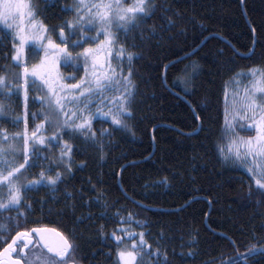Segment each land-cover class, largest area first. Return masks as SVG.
I'll return each mask as SVG.
<instances>
[{
  "label": "trees",
  "instance_id": "1",
  "mask_svg": "<svg viewBox=\"0 0 264 264\" xmlns=\"http://www.w3.org/2000/svg\"><path fill=\"white\" fill-rule=\"evenodd\" d=\"M26 3L34 5L35 22L47 26L46 35L57 44L62 43L60 28L64 27L66 36L69 32L65 21L76 22L78 18L75 0ZM145 3L149 15L136 26L126 32L117 30L115 24L110 29L117 37L111 52L119 56L120 47L125 49L123 59L109 55L114 68L119 64L128 75L127 53L139 56L131 61L135 85L128 108L131 115L120 117L126 126L114 125L112 116L103 113L117 106L105 103L97 112L98 94L97 102L85 113L92 116L94 140H86L79 133L70 135L66 128L61 131V140L74 148L70 175L58 160L61 145L47 142L55 128L43 115L32 118L43 108L39 98L46 95V88L34 86L27 98L23 79L14 95L6 96L7 88L0 89V147L18 150L6 157L13 167L25 164V120L29 136L42 122L45 129L39 135L46 142L37 147L40 156L47 158L34 167L25 165L17 183L40 179L42 169L50 168L45 176L62 174L54 189L46 182L27 191L21 189L20 206L0 210V237H6V242H0V250L15 232L49 225L77 245L72 254L76 264H120L118 248L132 250L133 239L118 245L112 234L123 237L119 229L127 228L137 234V242L138 234L145 233V248L151 252L143 255V264H226L230 260L235 264H264V190L255 183L260 177L247 171L254 166L251 156L246 165L225 159L234 142L228 127L236 113L237 97L252 87L254 78L249 69L264 71V0ZM86 13L84 9L79 15L86 17ZM17 25L23 27L19 20L9 19L6 24L0 18V75H11L5 66L13 65ZM100 27L81 22L77 31L98 39L72 47L71 41L79 39L72 35L64 42L65 47L77 53L95 47L105 39L98 31ZM25 34L32 35L33 30ZM43 56L39 42L25 45L27 66L40 63ZM59 69L64 83H75L85 76L83 57L73 64L64 62ZM21 70L13 67L15 72ZM119 73L117 68L118 79ZM255 78L260 79L259 73ZM11 83L15 88L17 82ZM41 83L37 78V84ZM109 89L103 97L110 99L123 92L122 85H110ZM259 112L255 109L248 115L257 119ZM102 130L105 135H101ZM17 133L20 138L11 139ZM235 133L245 139L255 137L252 130L236 129ZM255 166H259L257 161ZM0 169L5 175L9 170L3 165ZM6 201L5 185L0 188V202ZM122 218L125 223H121Z\"/></svg>",
  "mask_w": 264,
  "mask_h": 264
},
{
  "label": "snow or ice",
  "instance_id": "2",
  "mask_svg": "<svg viewBox=\"0 0 264 264\" xmlns=\"http://www.w3.org/2000/svg\"><path fill=\"white\" fill-rule=\"evenodd\" d=\"M34 5L27 4L24 0H0V18H3L7 24L9 19H16L20 17L21 21L25 16L29 21L35 20V11L32 9ZM27 9V11H25ZM87 9L86 17L79 15L80 12ZM92 9H95L93 12ZM69 11L72 8H68ZM75 10L78 14L76 22L65 21V25L68 27L69 32L67 36L64 32V27L60 28L59 38L62 43L57 44L48 35H46L48 29L42 22H36L33 26V34L26 35L27 27L17 25L18 31L13 35V52H12V66H5L10 76L0 75V89L7 88V91L3 94L11 96L19 92L23 79V87L25 91V97L27 98L28 91L34 86L43 90L46 88V95L39 98V102L43 108L40 113H33V120L37 115H43L48 125L55 128V132L52 136L47 138L49 144L55 143L61 145V153L58 158L59 163L65 166L66 171L70 175V162L72 159V152L74 151L73 145L68 144L66 141L61 140V131L68 129L70 135L72 133L83 134L84 138L93 139L95 133L91 132L92 116L91 114L85 115L89 112L92 103L97 102L99 94V104L97 112L100 111V105L105 103L115 104V109H110L108 113H103L104 116H112V123L114 125L126 126L120 117L124 115H131L128 111L129 106L135 95V85L132 81V66L131 61L134 58H139L138 54L128 52L127 60L129 61L128 75L123 74V68L121 65H116L114 68L109 62L106 55L107 52L114 59H123V53L125 49L120 47V55L111 52V46L117 43V37L110 31V28L115 24L117 30L123 29L125 32L128 28L136 26L141 20L149 15L150 8L145 3V0H139L136 5L123 8L119 0H116L115 8L112 3H104L103 0L99 3L91 5V7L84 3V0H75ZM123 13V14H121ZM89 25L99 24L100 35L105 39L100 40L99 44L95 47L83 48L81 53H77L75 56L68 51V48L62 46L64 42L70 39L72 35H78V40H72L71 46L77 47L84 40L95 41L98 37L85 36L82 31H77L80 28L81 22H85ZM8 30H11L12 25H7ZM18 40V43L15 41ZM47 40L45 44L44 41ZM39 42V47L43 49L44 56L39 64H33L31 67L27 66L24 57L25 45L30 42ZM107 46V47H106ZM83 57L85 76L76 80L75 83H64L56 73V64L59 59H63L66 63L71 61H79ZM91 59L92 71L89 73L88 61ZM13 67L21 68V72L13 71ZM117 68L120 69L119 79L117 78ZM195 69V66H194ZM249 72L253 76V83L251 88L245 90L243 97H237L241 103V111H247L248 109H260L258 114L259 118L254 124L256 136L255 138H248L247 140L239 139L234 141L229 146L228 154L225 159H232L233 162H239L241 165L249 163V157H253V167L248 168L249 173L258 175L260 179H256L255 183L258 189L264 190V163L259 166H255V159L259 158L264 160V106L257 104L255 101V93L259 92L261 96H264V71L259 68L250 69ZM259 73L260 79L256 80L255 77ZM91 77V78H89ZM37 78L42 82L37 84ZM64 79L75 80V77H65ZM12 81H16V86L13 88ZM110 85H122L123 92L118 97L106 98L103 97V92L110 90ZM115 90H119L116 88ZM252 93V95H249ZM2 107V106H0ZM113 112L115 114L113 115ZM55 117V118H53ZM16 123H19L17 118ZM43 122L35 126L31 136L27 133V121L25 120V131L23 133V158L25 164L19 166H12V161L7 159L8 154H15L18 150L9 147L5 149L0 147V165H3L7 170V174H4V170L0 169V188L7 187V201L0 202V210L19 207L23 201L21 189L24 191L35 188L43 182H46L49 186L55 188L58 181L62 179V174L57 172L53 176H45V171L49 169H42L39 173L40 179L29 181L26 183H17L22 170H26L25 165L28 167L37 166L36 162L40 159H46L47 157H41L37 145L45 144V137L39 135L41 131H44ZM91 133V135H89ZM105 131H101V135H105ZM2 135V134H0ZM21 134L17 133L11 139H19ZM31 145V147H30ZM233 149H235L233 151ZM223 152V149H221ZM31 157V159H30ZM25 207L31 206L25 204ZM23 215V213H18ZM127 220H131V214L127 217ZM121 223H125V218L121 219ZM139 223V222H137ZM18 226V225H17ZM3 227V226H0ZM119 231L124 233V236L112 234L114 240L119 244H124L125 239L132 238L133 242L130 246L132 250H121L118 248L117 255L119 257L120 264H143L142 257L146 252H151V248H145L144 232L139 233V241L134 239L133 232L127 228H120ZM48 229L35 228L28 231H18L12 236L11 242L6 243V246L0 250V264H21L20 258H13V253H16L17 257L24 253L29 245H39L41 249L46 248L47 254L41 251V254L35 256V258H29L24 256V264H69V261L73 259V253L77 245L70 242L69 239L64 237L60 233H54L59 238V243L54 244L51 242L48 235ZM33 236L39 239L33 241ZM0 242H6V237H0ZM234 243V242H233ZM22 245V246H21ZM125 247H128L127 245ZM139 249L140 251H137ZM160 255L159 252L156 253ZM191 255V253H189ZM226 264H235V261H227Z\"/></svg>",
  "mask_w": 264,
  "mask_h": 264
},
{
  "label": "rangeland",
  "instance_id": "3",
  "mask_svg": "<svg viewBox=\"0 0 264 264\" xmlns=\"http://www.w3.org/2000/svg\"><path fill=\"white\" fill-rule=\"evenodd\" d=\"M126 1H128V2H124L123 0H119V3H120V5L123 7V8H127V7H129V6H132V5H136L138 2H139V0H126ZM13 2H15V0H13ZM24 2L26 3V0H24ZM99 2H101V0H84V3L85 4H87V5H89L90 7H91V5H93V4H95V3H99ZM103 2L104 3H112V5H113V8H115V4H116V0H103ZM25 11H27V9H25ZM92 11L94 12L95 11V9H92ZM121 14H123V13H121ZM83 15V14H82ZM21 21V19H20V17H16V19H14V21ZM21 23H22V25H23V27L24 26H26L27 27V31H32L33 30V26H34V24L36 23L35 22V20L34 21H32V22H30L29 21V19H28V17L27 16H25L24 18H23V20L21 21ZM112 28V27H111ZM110 28V29H111ZM99 31V30H98ZM97 35V31L94 33V36H96ZM59 40H61L60 38H59ZM100 41V40H99ZM62 46H65V43L62 45ZM107 47V46H106ZM83 50V49H82ZM82 50L80 51V52H78V53H81L82 52ZM72 54H73V56H75L76 54H77V52L76 51H71V50H69ZM106 56H107V58L109 57V55H108V53L107 52H105L104 53ZM82 58V57H81ZM84 61V60H83ZM65 61L61 58V59H59L58 61H57V64H56V71H57V73H58V75H59V77L61 78V75H60V69H59V67H60V64H62V63H64ZM76 61H71V62H68V63H75ZM66 63V62H65ZM39 64V63H38ZM88 68H90L89 69V71H92L93 69H92V67H91V59H89V61H88ZM250 70V69H249ZM90 73V72H89ZM72 74V72L69 74V75H71ZM39 79V78H38ZM256 79V78H255ZM256 80H259V78L258 79H256ZM40 81V80H39ZM41 82V81H40ZM253 82V81H252ZM252 94V93H251ZM250 94V95H251ZM256 94H258V92H256L255 93V96H256ZM255 98V97H254ZM255 101H256V103L257 104H261L262 106H264V99H263V97L262 96H260V95H258L256 98H255ZM240 108H241V103L237 100V104H236V106H235V111H236V113H235V115L231 118V120H232V122H230V124H229V127H228V131H230L231 132V134H233V140L234 141H238L239 139H244V140H247V139H245V138H243V137H241L240 135H238V134H236L235 133V131H236V129L238 130V129H244V130H247V131H249V130H252V131H254L255 132V128H254V124L256 123V121L258 120V118H259V116L257 117V119L255 118V119H253V117H250L248 114L250 113V114H253L254 113V111H255V109L253 110V109H248L247 111H241L240 110ZM258 108H256V110H257ZM259 110V109H258ZM255 136H256V132H255ZM255 138V137H254ZM252 159V161H253V157H251ZM255 161H257V164L258 165H260V164H262V163H264V160H260L259 158H256L255 159ZM31 255L33 256V257H35V256H38V255H40L38 252H32L31 253Z\"/></svg>",
  "mask_w": 264,
  "mask_h": 264
},
{
  "label": "flooded vegetation",
  "instance_id": "4",
  "mask_svg": "<svg viewBox=\"0 0 264 264\" xmlns=\"http://www.w3.org/2000/svg\"><path fill=\"white\" fill-rule=\"evenodd\" d=\"M45 227H47V226H45ZM10 239H11V237H10ZM36 240H38V237L33 236V241L35 242ZM41 251L44 254H47V251L45 249H41L39 245H31V246H29V248H27V250L24 252V254L23 255L21 254L19 257H17L16 253H13V258H20L22 260V263L24 264V256H28L29 258H35L31 255V253L32 252H38L39 254H41ZM71 263L76 264L74 258L69 261V264H71Z\"/></svg>",
  "mask_w": 264,
  "mask_h": 264
},
{
  "label": "water",
  "instance_id": "5",
  "mask_svg": "<svg viewBox=\"0 0 264 264\" xmlns=\"http://www.w3.org/2000/svg\"><path fill=\"white\" fill-rule=\"evenodd\" d=\"M253 48V47H252ZM252 50V49H251ZM165 68V67H164ZM165 70H166V68H165ZM165 70H164V73H163V76H164V74H165ZM199 127V126H198ZM198 129V128H197ZM197 129H195V131H197ZM35 228H42V229H48L49 230V233H48V235H49V237H50V240H51V242L52 243H54V244H58L59 243V238L54 234V233H60V234H62L59 230H57V229H55V228H53V227H50V226H47V227H45V226H37V227H33V228H30L29 230H31V229H35ZM19 231H28V230H19ZM18 232V231H17ZM16 233V232H15ZM15 235V234H14ZM13 235V236H14ZM63 235V234H62ZM64 236V235H63ZM65 237V236H64ZM11 239H12V237H11ZM11 239H10V241L8 242V243H10L11 242ZM39 239V238H38ZM5 246H6V244H5ZM4 246V247H5ZM29 246H31V245H29ZM3 247V248H4ZM2 248V249H3ZM46 251H47V249L46 248H44ZM27 250V248L24 250V252ZM24 254V253H23ZM22 254V255H23ZM21 264H23L22 263V260H21ZM71 264H73V263H71Z\"/></svg>",
  "mask_w": 264,
  "mask_h": 264
}]
</instances>
